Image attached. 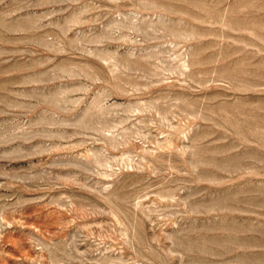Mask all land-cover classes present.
Listing matches in <instances>:
<instances>
[{
	"label": "rangeland",
	"instance_id": "374dc122",
	"mask_svg": "<svg viewBox=\"0 0 264 264\" xmlns=\"http://www.w3.org/2000/svg\"><path fill=\"white\" fill-rule=\"evenodd\" d=\"M0 264H264V0H0Z\"/></svg>",
	"mask_w": 264,
	"mask_h": 264
}]
</instances>
